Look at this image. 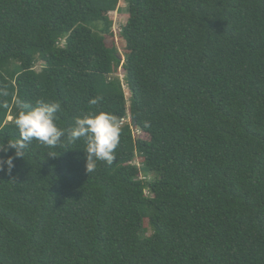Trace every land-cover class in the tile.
I'll return each mask as SVG.
<instances>
[{
	"label": "trees",
	"instance_id": "16d2710c",
	"mask_svg": "<svg viewBox=\"0 0 264 264\" xmlns=\"http://www.w3.org/2000/svg\"><path fill=\"white\" fill-rule=\"evenodd\" d=\"M124 1L123 62L120 0H0V147L41 100L122 125L90 173L83 138L4 165L0 264H264V0Z\"/></svg>",
	"mask_w": 264,
	"mask_h": 264
},
{
	"label": "clouds",
	"instance_id": "9594fccd",
	"mask_svg": "<svg viewBox=\"0 0 264 264\" xmlns=\"http://www.w3.org/2000/svg\"><path fill=\"white\" fill-rule=\"evenodd\" d=\"M99 98H94L95 104ZM61 110L59 102L37 101L34 107L21 111L15 118V127L19 130V138L15 142H6L0 147V152L7 153L14 150V156L7 159L0 158V171L7 165L11 171L14 160L24 155L27 145L33 140L54 147L65 140L74 143L81 138L86 141V170L92 172L98 161H106L109 164L114 159V151L119 144L121 134V122L113 114L100 112L99 114H87L75 118L74 124L67 132L57 125V113ZM55 157L53 155H50Z\"/></svg>",
	"mask_w": 264,
	"mask_h": 264
},
{
	"label": "rangeland",
	"instance_id": "374dc122",
	"mask_svg": "<svg viewBox=\"0 0 264 264\" xmlns=\"http://www.w3.org/2000/svg\"><path fill=\"white\" fill-rule=\"evenodd\" d=\"M126 7H127V5H126L125 1L120 0L119 9H121V10L109 14L110 19L113 21V28H112L113 35L107 36V38H106L108 46H110V47L115 46L118 49L120 56L122 57L123 62L125 60V57L127 56V51H126V43L121 38L120 33H121L122 26H124L128 20V15L125 12H122L123 10L126 9ZM43 67H44V63L41 61H38L35 69H36V71L40 72L43 69ZM113 78H119L123 82L124 88L126 91V97L128 100V109L130 110V106H131L130 97H131V95H130V91L128 89L127 83L125 82V72H124L122 67L119 68V70L116 72V74L113 76ZM7 121L12 122L13 118L9 117ZM124 123L125 124L131 123V119L128 118ZM133 133H134V136L136 139L149 140V137L146 134L138 131L136 129V127H133ZM142 163H143V160L139 156L136 157L135 165H137L138 167H142ZM144 227L146 229L145 230V236L150 237L152 235V232L149 228L148 222H145Z\"/></svg>",
	"mask_w": 264,
	"mask_h": 264
}]
</instances>
